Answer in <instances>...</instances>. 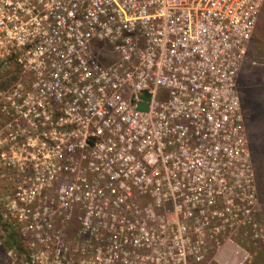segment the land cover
<instances>
[{
	"label": "built area",
	"instance_id": "2783aa9c",
	"mask_svg": "<svg viewBox=\"0 0 264 264\" xmlns=\"http://www.w3.org/2000/svg\"><path fill=\"white\" fill-rule=\"evenodd\" d=\"M263 4L0 0V264L264 245L238 80Z\"/></svg>",
	"mask_w": 264,
	"mask_h": 264
},
{
	"label": "rangeland",
	"instance_id": "374dc122",
	"mask_svg": "<svg viewBox=\"0 0 264 264\" xmlns=\"http://www.w3.org/2000/svg\"><path fill=\"white\" fill-rule=\"evenodd\" d=\"M247 112L246 130L251 161L255 173L259 203L264 210V4L251 52L238 77ZM0 194L2 195L1 191ZM240 246L245 250L238 257H224L221 264H264V245H255L245 238ZM233 250L236 248L231 247ZM247 253L250 256L248 259Z\"/></svg>",
	"mask_w": 264,
	"mask_h": 264
},
{
	"label": "flooded vegetation",
	"instance_id": "af4514ba",
	"mask_svg": "<svg viewBox=\"0 0 264 264\" xmlns=\"http://www.w3.org/2000/svg\"><path fill=\"white\" fill-rule=\"evenodd\" d=\"M21 144L18 148V153H30L33 154L36 152V148L34 147L33 149L31 147L28 146V144L26 143V138L23 137V140L20 141ZM3 151L5 152V149H3Z\"/></svg>",
	"mask_w": 264,
	"mask_h": 264
},
{
	"label": "water",
	"instance_id": "95a60500",
	"mask_svg": "<svg viewBox=\"0 0 264 264\" xmlns=\"http://www.w3.org/2000/svg\"><path fill=\"white\" fill-rule=\"evenodd\" d=\"M146 100L149 101V100H150V97H146ZM139 110H140V111L147 112V111H148V107H147L146 105L141 104V105L139 106Z\"/></svg>",
	"mask_w": 264,
	"mask_h": 264
},
{
	"label": "trees",
	"instance_id": "16d2710c",
	"mask_svg": "<svg viewBox=\"0 0 264 264\" xmlns=\"http://www.w3.org/2000/svg\"><path fill=\"white\" fill-rule=\"evenodd\" d=\"M6 85V83H4V82H0V90L4 87ZM15 242V240H13V238L12 239H10L9 241H8V244H7V246H10L12 243H14Z\"/></svg>",
	"mask_w": 264,
	"mask_h": 264
}]
</instances>
